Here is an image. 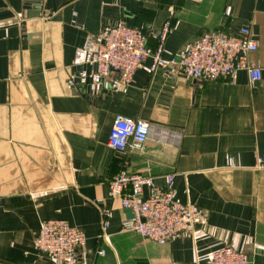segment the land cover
<instances>
[{
  "label": "crops",
  "instance_id": "1",
  "mask_svg": "<svg viewBox=\"0 0 264 264\" xmlns=\"http://www.w3.org/2000/svg\"><path fill=\"white\" fill-rule=\"evenodd\" d=\"M169 18L166 47L175 53L205 30L248 26L261 78L240 70L233 79L202 82L176 65L153 70L149 57L127 86L116 71L98 93L69 84L87 67L74 64L76 49L108 20L143 26L154 46ZM117 115L183 131V139H151L125 156L108 143ZM259 157L264 0H0V264H51L35 243L41 221L50 218L86 233V264H208L226 245L246 252L250 264H264ZM126 160L158 186L173 175L177 196L202 209L192 231L159 244L121 230L129 216L110 196L109 181ZM106 208L110 225L102 238Z\"/></svg>",
  "mask_w": 264,
  "mask_h": 264
},
{
  "label": "built area",
  "instance_id": "2",
  "mask_svg": "<svg viewBox=\"0 0 264 264\" xmlns=\"http://www.w3.org/2000/svg\"><path fill=\"white\" fill-rule=\"evenodd\" d=\"M230 12L229 7L226 14ZM172 27L173 21L169 18L158 30L155 45L151 46L143 26L108 20L95 38L87 39L76 49L74 64L87 67L71 77L69 84L80 88L90 85L98 93L111 73L116 71L120 73V85L127 86L132 82L138 67L149 57L152 58L153 70L168 64L176 65L190 78L202 82L233 79L240 70L247 71L252 80L261 78V67L250 57L258 44L248 26H242L236 33L224 29L205 30L178 53L166 47ZM183 135L180 130L117 115L108 143L126 156L130 150L142 148L151 139L161 144L178 145ZM258 162L262 166L264 159L259 157ZM228 165L233 166L232 159L228 160ZM128 166L126 160L124 167L109 181L110 196L119 199L122 207L131 209L133 214L122 220L121 230L159 244L182 232L192 231L195 223L203 217L202 209L177 196L173 175L167 176L165 186H158L151 176L134 172ZM110 217L111 209L106 208L99 235L102 238L108 236L106 230L110 225ZM86 242L87 235L82 229L71 225L67 219L50 218L41 221L35 243L51 264H86L81 256ZM99 253L104 254L105 250ZM250 262L246 252L232 245L214 250L208 259V264Z\"/></svg>",
  "mask_w": 264,
  "mask_h": 264
},
{
  "label": "water",
  "instance_id": "3",
  "mask_svg": "<svg viewBox=\"0 0 264 264\" xmlns=\"http://www.w3.org/2000/svg\"><path fill=\"white\" fill-rule=\"evenodd\" d=\"M126 210H127V212H128V216H129V217H132L133 214H132V212H131V209H126Z\"/></svg>",
  "mask_w": 264,
  "mask_h": 264
}]
</instances>
